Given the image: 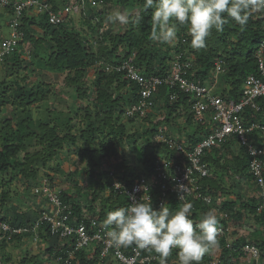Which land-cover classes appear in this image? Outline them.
<instances>
[{
	"label": "trees",
	"instance_id": "1",
	"mask_svg": "<svg viewBox=\"0 0 264 264\" xmlns=\"http://www.w3.org/2000/svg\"><path fill=\"white\" fill-rule=\"evenodd\" d=\"M48 1L59 11L61 2L66 5L75 0ZM96 1V6L81 7L78 13L66 14L64 22L56 25L49 21L47 14L25 11L20 24L24 37L16 51L1 63L0 220L16 228L34 225L42 209L39 207L38 210L22 212L17 205L9 204L12 195L6 189V180L11 172L19 170L21 180L27 185L36 186L42 181L37 169L40 165L45 177L55 185V174L57 168L63 165V155H77L84 162L86 176L94 187L87 190L86 204L82 203L78 193L68 195L63 192V199L72 208L70 222L75 224L84 220L89 223V219H84L85 212L92 216L98 213L99 219L105 221L109 211L125 207L127 200L111 188L110 170L114 169L120 179L128 181L141 174L130 165L133 152L128 149L131 153L128 156L127 148H135L136 158L144 163L145 173L153 171L160 158L176 157L174 148L154 140L161 127L168 136L185 142L189 147L196 145L204 131L209 130L210 118L207 124H198L189 112L193 96L166 84L159 87L157 104L152 112L142 117L138 114L127 115V109L141 98L138 82L128 77L125 71L118 70V66L129 57L132 56L135 65L150 77L170 71L176 57L180 56L181 60L192 62L189 77L203 82H214L215 61L223 58L228 69L218 77L220 86L216 91L226 99H239L245 78L259 72L256 53L264 41V14L254 15L244 27L229 18L223 31H211L204 48L194 49L187 27L179 24L177 39L173 44L151 40L154 9L146 8L145 0ZM115 7L129 15V22L122 32L115 31L109 25L108 16ZM4 9L13 12L10 8ZM36 14L41 16L39 20ZM137 17L141 18L139 23L134 22ZM27 43L29 45L25 49ZM91 70L94 72L92 79ZM48 73L63 77L62 85L55 87V81L44 79V74ZM173 91L178 93L175 99H171ZM258 103L259 111L246 109L242 112L245 122L264 124V96L259 97ZM181 117L187 125L195 126L193 131L186 134L187 140L170 132V127H175L173 124ZM137 120L148 125L140 130L135 125ZM249 137L257 146L264 144L262 129H256ZM148 147L152 148L151 152H147ZM204 159L211 170L206 186L210 187L213 202L207 204L190 197L196 208L193 216L201 219L204 213L214 209L222 200L221 196H225L220 206L229 217L217 216L218 225L228 227L232 221L238 222L248 216L255 227L249 234L238 235L230 246L231 232L216 237L221 247L219 261L212 263V254L208 251L200 264H239L243 257L248 258L244 246L253 243L260 248L261 264H264V210L257 211L259 197L250 169V155L238 143L237 137H233L220 148L209 150ZM75 175L76 170L69 172L68 176L73 180ZM232 178L235 181L229 184ZM244 184L249 187L243 191L241 187ZM108 188L111 194L106 196ZM78 189V192L81 191V188ZM232 194L235 198L231 197ZM35 195L40 203L46 202L43 196ZM152 195L151 202L158 210L155 205L158 194L154 191ZM170 203L169 208L173 211L180 204L175 199H171ZM38 232L41 240L49 242L47 252L50 258L55 260L67 256L69 242L59 235H53L48 224L41 226ZM23 240H34V231L14 234L9 241L3 240L0 244L1 258L4 260L5 253L1 252H5L8 244ZM177 252V249H173L168 257L171 264L173 257L178 259ZM86 254L85 250L79 251L72 264H97L100 260L97 254L92 257ZM36 256L26 251L21 264H29L30 261L37 264ZM5 259L10 260L9 257ZM148 264H159V261ZM174 264H178V261Z\"/></svg>",
	"mask_w": 264,
	"mask_h": 264
},
{
	"label": "built area",
	"instance_id": "2",
	"mask_svg": "<svg viewBox=\"0 0 264 264\" xmlns=\"http://www.w3.org/2000/svg\"><path fill=\"white\" fill-rule=\"evenodd\" d=\"M97 4L96 0H80V2L75 0L63 7L60 6L57 11V8L48 0H0V12L4 8H10L13 11V18L10 21L12 35L0 39V63L5 60L6 56L16 51L24 37L20 24L25 11L47 14L49 21L56 25L64 22L66 14L78 13L81 7H91ZM256 56L259 72L249 74L245 78L239 99H226L216 92L215 85L198 78H190L188 71L192 62L181 60L180 56L176 57L170 71L164 75L153 74L148 77L135 65L132 56L118 66V70L125 71L126 75L137 81L140 87L141 98L127 109V115L138 114L142 117L152 112L157 104L159 87L166 84L193 96L189 112L198 124H207V119L210 118L209 130L204 131L202 139L191 147L183 141L168 136L165 129L161 127L155 134L154 140L158 144H166L174 148L176 157L160 158L153 171L141 173L132 181H128L120 179L114 169L110 170L111 188L127 198L126 206L133 202L132 198L136 201L144 198L152 201V192L156 191L158 194L156 207L159 209L164 203L170 207L171 199L182 203L178 199V190L185 195L187 200L192 197L211 204L213 198L209 192L210 187L206 186V179L210 177L211 170L204 158L209 150L215 147L220 148L226 141L237 137L238 143L245 147L251 157L250 169L254 175L259 197L257 211L264 210V144L257 146L251 142L249 137L256 129L264 130V124L247 123L242 116V112L246 109L260 110L258 99L264 96V41L258 48ZM227 69L228 64L225 59L218 58L214 66V79L217 80ZM177 94V91H173L171 99H175ZM41 179V183L33 190L35 194L43 196L46 200V206L40 208L42 210L39 218L31 227L19 228L0 220V244L3 240L9 241L14 234H26L30 231H34V240H38L40 239L38 230L44 224H48L53 235H59L65 242H69L67 256L55 259L59 263L63 261L64 264H72L74 257L81 250L92 251L93 255L97 254L103 258L113 255L121 264H148L154 260L159 261L158 254L148 249H140L133 245L128 247L127 251L126 248L117 249L111 246L105 235L111 228L106 226L98 216L85 212L84 219H89V223L84 220L75 224L71 223V204L63 199V192L69 195V191L52 184L45 176L44 180L43 177ZM190 202L193 204L192 218L195 223L198 221L193 216L196 208L195 204ZM220 205L221 203L218 202L214 207L216 216L229 217ZM218 229L217 237L224 235L227 231L231 232L230 226L218 225ZM231 244L228 241V246ZM244 251L252 264H261V251L257 244L245 245ZM0 264H3L1 254ZM168 264L171 262L168 261Z\"/></svg>",
	"mask_w": 264,
	"mask_h": 264
},
{
	"label": "clouds",
	"instance_id": "3",
	"mask_svg": "<svg viewBox=\"0 0 264 264\" xmlns=\"http://www.w3.org/2000/svg\"><path fill=\"white\" fill-rule=\"evenodd\" d=\"M145 7L154 9L151 40L173 44L179 24L187 27L194 49L204 48L211 31H223L229 18L244 27L254 15L264 14V0H145ZM140 19L137 17L134 22L139 23ZM108 21L126 24L129 15L116 11L108 16ZM132 199L128 206L107 213L104 224L111 230L105 235L111 246L120 249L135 245L154 251L159 264H168V257L177 249L178 264H200L209 248L217 244L215 210L210 209L194 223L193 204L179 190L182 203L174 211L167 203L157 210L148 198Z\"/></svg>",
	"mask_w": 264,
	"mask_h": 264
},
{
	"label": "rangeland",
	"instance_id": "4",
	"mask_svg": "<svg viewBox=\"0 0 264 264\" xmlns=\"http://www.w3.org/2000/svg\"><path fill=\"white\" fill-rule=\"evenodd\" d=\"M60 4H61V7L65 5L63 4V2H61ZM116 10L119 12L121 11V9H117V7H115L111 9V12L114 13L116 12ZM76 17H78L77 14H76ZM12 18H13V14L11 12H6L5 9H3L0 12V37L1 38H5V37L8 38L12 35V28L10 27V21ZM36 18L37 20H39L41 16L36 14ZM109 25L114 27L113 29L115 31L119 30L120 32H122L123 29L125 28V24H121L119 22H116V23L109 22ZM28 45L29 44L27 43L25 46V49L28 47ZM90 74H91L90 79L94 78V72L92 70ZM1 75H2V67L0 63V79H1ZM43 78L49 81L51 80L55 81L54 82L55 87L62 85L61 83L63 82V77L59 76V74L57 73L44 74ZM209 84L215 85L216 90L220 86L219 81L216 82L215 80L214 82L209 81ZM68 101H72V100L69 99ZM179 124L181 127H179ZM135 125L138 129L142 130L144 129V127L148 125V123L137 120ZM173 125H175V127L173 126L170 127L171 134H173L176 137H180V136L184 137L183 139L185 140H187V138H185V136L187 135L185 134L183 130H187V131L189 130L188 132H190V130L193 131L195 129V126L193 124L187 125L185 122V119L182 117L178 118L175 124ZM128 149L133 152L132 153L133 158L129 161L130 165L132 167H135L138 172L143 173L145 171V166L142 160L141 161L137 160L136 158L137 155H135L136 154L135 148L134 147L127 148L128 156H131V153L128 152ZM151 151H152V148L148 147L147 152H151ZM225 154L228 155V152L225 151ZM62 160H63V165L57 168V172L55 174V178H54L55 185L60 187L61 189H66L67 191H69L70 194L78 193L77 195H79V198L82 201V203L86 204L87 197H88L87 190L92 189V186L94 185V183L91 182V180L86 176L84 162L77 155H73L70 157H68L67 155H63ZM37 167H38L37 169H38L39 178L41 179L43 177V180H44V176H45L44 171L42 170L40 165H38ZM103 168L107 169L108 166H104ZM75 170H76L75 179L71 180L68 176L69 172L71 171L74 172ZM6 181L8 184L6 186V189H9L12 195V199L9 202L10 205L12 204L17 205L19 210L22 212L38 210L39 207L43 208L45 206L43 205V203H40V199L37 198V196L33 192L35 188L34 184L27 185V183L21 180V173L19 172V170H15L11 172L7 176ZM234 181H235V178L234 179L232 178V180H229L228 182L229 184H233ZM248 187H249L248 184H244L241 187V190L244 191V189H247ZM78 188H81V191L78 192L79 190ZM252 188H253V185H252ZM107 192L108 194L106 196H109L111 194V189L108 188ZM231 197L235 198V195L232 194ZM224 198L225 196H221L222 200ZM222 200H219V203H221ZM99 207H100V203L98 201L97 210H99ZM11 214L12 212H10V217H12ZM96 214L98 215V213H95V216H97ZM254 227L255 226H254L253 220H251L250 217L248 216H244L238 222L232 221L231 226H230L231 228L230 242H232V240H234L238 235L249 234L253 230ZM26 251H29V253L32 255L33 254L37 255L36 256L37 264H60L58 261H55L54 259L49 257V254L47 252V244L46 242H44V240H41V239L28 240V241L23 240L21 243L8 244L7 247L5 248V252L3 250L1 252V253H5L4 260L2 259L3 264H21V260L23 256L25 255ZM208 251H211L212 263H214L213 261L218 262L220 259V253H221L220 243L217 241V244L211 247V250H208ZM206 253L204 255H206ZM86 255L88 257L94 256L92 251H87ZM5 257H9L11 261L5 259ZM99 258L100 260L98 261L97 264H121L120 261H118V259L113 255H109L105 258L103 257H99ZM172 260H173V264L177 263L178 261V259H175V257H173ZM250 262H251V259H249V257L248 258L243 257L240 260L239 264H249ZM29 264H33V263L30 261Z\"/></svg>",
	"mask_w": 264,
	"mask_h": 264
},
{
	"label": "crops",
	"instance_id": "5",
	"mask_svg": "<svg viewBox=\"0 0 264 264\" xmlns=\"http://www.w3.org/2000/svg\"><path fill=\"white\" fill-rule=\"evenodd\" d=\"M216 82H217V80H215ZM215 88H216V86H215ZM217 92V91H216ZM182 129V128H181ZM183 130V129H182ZM186 131V132H185ZM184 132H185V134H187V133H189L187 130H185ZM181 137V136H180ZM181 138H184V137H181ZM185 138H187L186 136H185ZM43 205H45L46 206V202H44L43 203ZM44 242H46V244H47V247L49 246V242H47V241H44Z\"/></svg>",
	"mask_w": 264,
	"mask_h": 264
}]
</instances>
